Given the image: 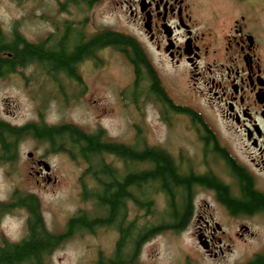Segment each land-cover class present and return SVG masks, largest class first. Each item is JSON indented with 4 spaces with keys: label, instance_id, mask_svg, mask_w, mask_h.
Segmentation results:
<instances>
[{
    "label": "flooded vegetation",
    "instance_id": "1",
    "mask_svg": "<svg viewBox=\"0 0 264 264\" xmlns=\"http://www.w3.org/2000/svg\"><path fill=\"white\" fill-rule=\"evenodd\" d=\"M13 1L15 7L21 9L25 0ZM39 1L45 2L48 12L38 16L36 6L30 8V12L14 17L8 26L10 31L2 22L5 17L0 16V42L16 44L18 49L23 42L41 44L44 50L61 48L71 53L78 45L102 33L103 28L122 32L107 26L95 31L87 29L90 13L94 12L95 16L101 0ZM124 2L126 6L121 7L129 15V25L144 38L134 32L123 33L140 49L145 69L138 56L130 55L132 46L123 49L113 43H95L74 60L73 71L54 69L50 63L44 67L45 64L32 61L4 67L9 70L1 71L0 81L11 75H24L21 70L30 64L46 73L53 86L62 90L77 87V95L81 96V89L85 88L81 67L106 64L112 52L120 53V58L126 60L133 78L136 70L145 71V99L157 102L160 114L171 113L172 117L183 121L186 129L182 132L198 146L192 153L183 148H179L177 154L167 152L165 147L160 150L167 152L176 175L182 179L170 186L174 189L178 214L199 223L196 237L206 245L204 256L219 260L225 253L224 248L227 252L233 251L229 241L246 240V236L254 235L246 222L239 223L232 235L220 221L258 219L264 223L263 207L235 209L232 204L244 200V183L249 182L253 191L264 195V0ZM44 14L45 35L40 40L38 36L27 37L21 31L24 21L29 17V22H42ZM0 57L11 58L13 53L2 51ZM4 125L12 129L21 126L0 115V167L11 179L15 175L13 169L18 168L21 139L14 134L7 137ZM99 129L101 133L102 128ZM30 160L38 166L34 170L36 183L41 178L49 182L50 176L39 165L42 159L31 155ZM153 167L149 165L150 169ZM10 192L7 199L0 198V217L18 212L24 214L29 223L38 209L36 193L21 190L17 184ZM157 195L165 199L168 196L164 192ZM3 240L1 245H4ZM260 246L261 251L252 252L248 260L233 264H248L262 255L264 244ZM191 264L202 263L196 258Z\"/></svg>",
    "mask_w": 264,
    "mask_h": 264
},
{
    "label": "rangeland",
    "instance_id": "2",
    "mask_svg": "<svg viewBox=\"0 0 264 264\" xmlns=\"http://www.w3.org/2000/svg\"><path fill=\"white\" fill-rule=\"evenodd\" d=\"M100 2L96 6L95 16L94 12L90 13L88 30L95 31L107 26L127 33L134 32L141 39L144 38L135 27L129 25V15L125 8L121 7L126 6L124 0ZM207 5L209 4H206V8ZM15 6L13 0H0V16L5 17L2 22L9 31L11 28L8 26L14 17L30 12V8L35 9L36 6L38 16L44 11L48 12L45 2L39 0H25L21 9ZM45 20V14L42 22H29L31 20L28 17L22 24L21 31L29 38L38 36L40 40L45 35ZM85 67H81L85 88L81 89L82 95L77 97V87H66L59 91L58 87L53 86L50 77L36 70L35 65L23 68L21 71L25 72L24 75H11L1 80L0 115L18 125L36 121L49 126L70 123L88 132L103 128V136L105 134L115 142L136 145L138 149L145 144L157 146L159 150L165 147L169 153H176L179 148L186 149L189 153H192L193 148L197 149L195 141L189 135L190 139L184 135L186 126L183 121L172 117L171 113L160 114L157 102L145 99V75L140 73L139 86L134 83L132 88L124 87L132 82V71L126 60L124 62L120 58L119 53L112 52L106 64L98 67L86 64ZM37 75L40 83L37 81ZM172 85L177 88L175 83ZM122 88L124 90L119 94ZM73 96L75 98L71 101H65ZM134 96H137L136 101ZM67 147L72 150L69 145ZM30 151L37 159L43 158L49 163V182L41 178L40 182L36 183L34 170L38 169V166L33 164L27 155ZM81 157L77 158L75 154L72 156L62 150L55 151L52 144L45 139H35L31 135L23 137L19 142L18 168L13 169L15 175L10 179L0 167V198L7 199L14 184L19 185L21 190L34 191L39 200L45 227L51 233H60L65 228L67 219L73 216L85 213L89 219L95 218L100 212L97 202L90 195L98 184L92 173L87 170L88 163ZM103 160L119 170L124 166L123 162L113 155H106ZM30 166H33V169ZM144 166L145 170L150 169L149 164L145 163ZM149 186L150 182L146 183L142 190L147 191ZM85 191L88 194H84ZM152 197L155 212L169 208V202L161 195ZM128 205V218L131 219L135 209L131 202H128ZM152 216L154 215H146L153 220ZM161 220L167 221V217H161ZM220 222L230 234H234L239 223L246 222L251 226L254 235L246 236V240L241 238L240 241H229L233 251L227 252V248H224V255L214 261L204 256L196 237V224L199 223L191 221L181 231H164L145 241L136 264H190V259L196 262L195 258L202 264H233L245 258L248 260L254 251H261L258 249L264 244L262 221L240 219L231 223L227 220ZM27 233L28 222L24 214L12 212L1 215L0 244L2 238L11 243L20 242L26 238ZM116 233L112 226L94 229L79 227L50 254L44 255L43 264H93L101 252L106 256L112 254L117 240Z\"/></svg>",
    "mask_w": 264,
    "mask_h": 264
},
{
    "label": "trees",
    "instance_id": "3",
    "mask_svg": "<svg viewBox=\"0 0 264 264\" xmlns=\"http://www.w3.org/2000/svg\"><path fill=\"white\" fill-rule=\"evenodd\" d=\"M95 43H113L116 47L123 49L132 46L130 55L138 56L140 64H144L145 67L144 56L127 35L103 31L88 43L78 45L71 53H66L61 48L58 51L44 50L41 44L33 45L23 42L18 49L16 44L0 42V52L13 53L11 58L0 57V73L8 72L9 69L4 68L6 66L24 65L32 61L45 64L44 67L49 66L50 63L54 69L73 71L74 60L84 52L87 53ZM136 74L135 83L141 79L139 70H136ZM4 131L7 137L14 134L22 139L31 134L35 138L45 139L52 144L54 150H65L69 145L74 152H71L72 156L74 154L82 156L88 162L89 172L98 184V187L91 191L90 196L97 202L100 215L91 219L87 214L73 216L63 232L51 233L44 225L38 204L37 213L29 219L27 237L20 243L6 242L3 247H0V264H43L44 255L50 254L79 227L92 229L101 226L114 227L119 232V237L113 254L105 256L101 253L93 264H136L141 246L145 241L164 231H181L190 222L189 218L178 214L174 189L170 187L182 179L176 175L171 159L165 154L167 152L159 150L158 147L145 144L138 149L136 145L106 141L100 132L88 133L73 124L46 126L39 122L14 129L4 125ZM55 144L57 146H54ZM105 154H112L120 159L124 164L123 168L115 170L104 162ZM145 163L154 167L145 170ZM148 182L150 186L147 191L142 190ZM127 188L132 189L127 191ZM243 191L244 200L232 202L233 208L247 210L256 207L264 208V195L253 191L249 182L244 183ZM157 192H164L169 196L166 199V202H169V208L161 212H155L153 209L152 195ZM128 201L135 209L131 219L127 217ZM148 214L154 215L153 220L146 217ZM161 217H167V221L161 220ZM248 264H264V253L256 256Z\"/></svg>",
    "mask_w": 264,
    "mask_h": 264
},
{
    "label": "water",
    "instance_id": "4",
    "mask_svg": "<svg viewBox=\"0 0 264 264\" xmlns=\"http://www.w3.org/2000/svg\"><path fill=\"white\" fill-rule=\"evenodd\" d=\"M45 168H46V169H48V166H47V165H45Z\"/></svg>",
    "mask_w": 264,
    "mask_h": 264
}]
</instances>
